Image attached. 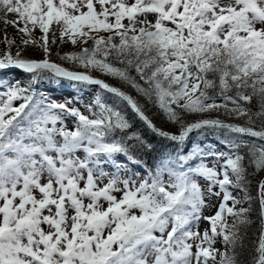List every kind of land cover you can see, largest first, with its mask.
<instances>
[{
	"label": "snow or ice",
	"instance_id": "1",
	"mask_svg": "<svg viewBox=\"0 0 264 264\" xmlns=\"http://www.w3.org/2000/svg\"><path fill=\"white\" fill-rule=\"evenodd\" d=\"M0 264H264V0H0Z\"/></svg>",
	"mask_w": 264,
	"mask_h": 264
},
{
	"label": "rangeland",
	"instance_id": "2",
	"mask_svg": "<svg viewBox=\"0 0 264 264\" xmlns=\"http://www.w3.org/2000/svg\"><path fill=\"white\" fill-rule=\"evenodd\" d=\"M64 50H65V51H70V50H72V49H71V45H65V46H64ZM67 91H68V90H65V94H67ZM56 95L59 96L60 93H56ZM86 99H87V97H86ZM19 103H21V101H13V105H14V106H18ZM9 115H11V113H10ZM214 211H215L214 208H213V209H206V210H205V215H211V214H214ZM203 227H204V225L201 224V230H203Z\"/></svg>",
	"mask_w": 264,
	"mask_h": 264
},
{
	"label": "trees",
	"instance_id": "3",
	"mask_svg": "<svg viewBox=\"0 0 264 264\" xmlns=\"http://www.w3.org/2000/svg\"><path fill=\"white\" fill-rule=\"evenodd\" d=\"M57 62H59V61H57ZM106 80L108 79V78H105ZM109 82H111V81H109Z\"/></svg>",
	"mask_w": 264,
	"mask_h": 264
}]
</instances>
